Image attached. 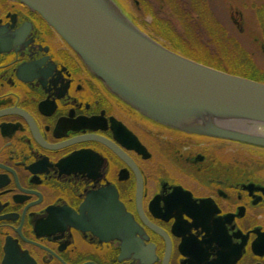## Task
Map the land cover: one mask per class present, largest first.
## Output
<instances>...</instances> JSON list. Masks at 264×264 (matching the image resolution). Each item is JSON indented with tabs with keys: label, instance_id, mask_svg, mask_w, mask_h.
<instances>
[{
	"label": "flooded vegetation",
	"instance_id": "1",
	"mask_svg": "<svg viewBox=\"0 0 264 264\" xmlns=\"http://www.w3.org/2000/svg\"><path fill=\"white\" fill-rule=\"evenodd\" d=\"M118 3L264 55V0ZM0 264H264V151L143 118L0 0Z\"/></svg>",
	"mask_w": 264,
	"mask_h": 264
},
{
	"label": "water",
	"instance_id": "2",
	"mask_svg": "<svg viewBox=\"0 0 264 264\" xmlns=\"http://www.w3.org/2000/svg\"><path fill=\"white\" fill-rule=\"evenodd\" d=\"M14 1L36 13L108 93L143 118L180 133L264 149L263 83L170 51L115 0Z\"/></svg>",
	"mask_w": 264,
	"mask_h": 264
},
{
	"label": "trees",
	"instance_id": "3",
	"mask_svg": "<svg viewBox=\"0 0 264 264\" xmlns=\"http://www.w3.org/2000/svg\"><path fill=\"white\" fill-rule=\"evenodd\" d=\"M175 7L176 9L178 8V6ZM144 12L146 13V11ZM192 25L190 30L187 29L186 34L184 33L181 34L183 35V37L177 35L170 28L173 31V33H175L174 35L176 37L174 38L172 37L168 38V36L166 37L164 34H161V36H159L157 33H155L157 31L153 29V26L149 28L151 32L144 30L143 28L142 30H144L145 33L152 36L154 40L161 43L164 47H166L170 51L179 54L189 60L202 64L206 67L215 69L217 71L228 73L230 75L239 76L256 82L264 83V81H260L256 79V77L258 76L256 74L257 71L249 63V60H247L249 58L246 54H242L240 51H238L236 47H234V50H232L233 51L232 52L229 49L230 47L228 48V45L225 43L226 41L224 42V44L220 43V39L223 40V38L217 37L215 36V34L214 37L211 38V40L213 41L212 47L213 49H215V53L214 54L210 53V51H208L207 48L208 46L203 47L204 46L203 43H200V40L197 39L198 35L194 33L195 29L194 27H192ZM156 29L159 30L158 27ZM181 29L183 30L184 27H181ZM189 34H191L192 36H190ZM161 40L164 42H162ZM182 45H184V47ZM193 47L202 50L201 52H203V54H195L196 51H194ZM216 52H218V54H216ZM232 63H234L235 65H233ZM242 64H244L245 66L246 65L249 66V68L251 69V70L249 69L251 73H248L243 68H241Z\"/></svg>",
	"mask_w": 264,
	"mask_h": 264
},
{
	"label": "rangeland",
	"instance_id": "4",
	"mask_svg": "<svg viewBox=\"0 0 264 264\" xmlns=\"http://www.w3.org/2000/svg\"><path fill=\"white\" fill-rule=\"evenodd\" d=\"M130 1V0H129ZM190 2H192V6H194L193 8H195V2H196V0H189ZM127 2H128V0H127ZM182 2V1H181ZM176 8V7H175ZM196 11V10H195ZM178 12H179V9L177 8L176 9V13L178 14ZM194 12V11H193ZM131 13H133V12H131ZM134 14V13H133ZM132 14V15H133ZM199 15H200V13H198ZM137 15H139L140 16V19H141V21H142V23H141V28H143L144 30H147V31H149V32H151L150 30H149V28L150 27H152V26H149V19H148V14H146L144 11H140V12H137ZM202 15H203V20H202V22H203V25H204V33H206L205 34V36L204 35H199L200 33H198V28H196V26H197V24L194 22L193 23V25H192V27H194V29H195V34H197L198 35V37H197V39H199L200 40V43H203V47H206V46H208L207 48H208V51H210V53H212V54H214L215 53V49H213V47H212V40H211V38L212 37H214V34H215V36H217V37H220V38H223V40L222 39H220V43H222V44H224V42L228 45V48L230 47V49L231 50H234V47H236L235 45H232V44H230L228 41H227V38H225L224 37V35L223 34H221L216 28H214V27H212L211 25H209V23H208V21L206 20V19H204V13L202 12ZM180 20L183 22V19L181 18V16H180ZM188 23V22H187ZM158 27L159 28V30H157L156 28ZM177 34V35H179L180 37H183V35H181L182 34V29H181V27H179V25H175V24H172V25H168V24H164V25H153V29L155 30V31H157V32H155V33H157L159 36H161V34H164L166 37L168 36V38H174V37H176L174 34L175 33H173V31L171 30V29ZM152 29V30H153ZM187 29V28H186ZM172 31V32H171ZM190 36H192L191 34H189ZM191 39H193V38H191ZM202 39H203V41H202ZM210 40V41H208V40ZM162 41V40H161ZM193 41V40H192ZM162 42H164V41H162ZM245 42V41H244ZM189 43V42H188ZM243 45V47L246 49V50H251V51H249V52H251V53H253V54H246L247 56H248V58L249 59H247V60H249V63L252 65V67L257 71L256 72V74L258 75L257 77H256V79H258V80H260V81H264V55L263 54H259V53H256V52H254L253 51V48H252V46H251V44H250V42H245V43H243L242 44ZM183 47H184V45H182ZM242 47V46H241ZM194 48V47H193ZM185 49V48H184ZM194 51H196V53L195 54H203V52H201L202 50H200L199 48H194ZM239 51V50H238ZM242 53V52H241ZM216 54H218V52H216ZM243 54V53H242ZM247 58V57H246ZM233 60V59H232ZM233 65H235L234 63H232ZM239 67V66H238ZM241 68H243L246 72H248V73H251L250 72V68H249V66H245L244 64H242L241 65ZM250 69V70H249ZM253 72V71H252ZM255 74V75H256Z\"/></svg>",
	"mask_w": 264,
	"mask_h": 264
},
{
	"label": "bare ground",
	"instance_id": "5",
	"mask_svg": "<svg viewBox=\"0 0 264 264\" xmlns=\"http://www.w3.org/2000/svg\"><path fill=\"white\" fill-rule=\"evenodd\" d=\"M230 49V48H229ZM231 50V49H230ZM232 51V50H231ZM233 52V51H232ZM248 130L252 131V132H260V129L258 128H247Z\"/></svg>",
	"mask_w": 264,
	"mask_h": 264
}]
</instances>
